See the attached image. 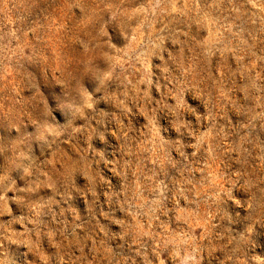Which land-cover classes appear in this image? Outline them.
<instances>
[{
    "label": "rangeland",
    "instance_id": "374dc122",
    "mask_svg": "<svg viewBox=\"0 0 264 264\" xmlns=\"http://www.w3.org/2000/svg\"><path fill=\"white\" fill-rule=\"evenodd\" d=\"M0 264H264V0H0Z\"/></svg>",
    "mask_w": 264,
    "mask_h": 264
}]
</instances>
